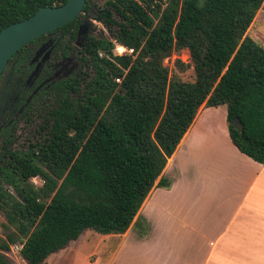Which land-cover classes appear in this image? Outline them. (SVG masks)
<instances>
[{"label":"trees","instance_id":"1","mask_svg":"<svg viewBox=\"0 0 264 264\" xmlns=\"http://www.w3.org/2000/svg\"><path fill=\"white\" fill-rule=\"evenodd\" d=\"M65 1L0 0V31ZM263 1L86 0L83 12L93 10L110 38L88 35L77 47L81 14L48 32L59 33L58 46L29 104L37 134L24 150L11 147L14 137L0 150V212L14 227L0 241V264H15V243L26 264H43L86 229L124 233L202 105H225L232 143L264 165V48L247 34ZM43 37L8 61L1 95L25 89L19 71ZM116 43L132 52L114 54ZM184 48L192 82L163 65ZM69 57L78 68L56 80L52 66Z\"/></svg>","mask_w":264,"mask_h":264},{"label":"crops","instance_id":"2","mask_svg":"<svg viewBox=\"0 0 264 264\" xmlns=\"http://www.w3.org/2000/svg\"><path fill=\"white\" fill-rule=\"evenodd\" d=\"M226 115L225 105L199 108L124 233L86 229L58 251L72 258L48 264H74L79 251L81 264H264V165L234 146ZM139 219L146 232L133 233Z\"/></svg>","mask_w":264,"mask_h":264},{"label":"rangeland","instance_id":"3","mask_svg":"<svg viewBox=\"0 0 264 264\" xmlns=\"http://www.w3.org/2000/svg\"><path fill=\"white\" fill-rule=\"evenodd\" d=\"M95 5L96 6H102L104 0H94ZM90 16V27L88 28V32H87V36L88 35H92V36H104V37H108L109 36V31L107 29V27H105L101 22H99L97 19H95V15H94V11L92 10L89 14ZM256 25V24H255ZM253 26L250 31L248 30L247 33L249 36H251L257 43H259L262 40H259L260 37L258 36L259 34H264L262 32L261 29L264 28V25H261L258 30H256V26ZM256 34H258L256 36ZM84 40V39H83ZM81 40V41H83ZM79 41V44L82 42ZM114 54H123L125 52L129 53V50H127L125 47L121 46L120 44L116 43L114 50H113ZM72 60V64H74L76 61L75 59H71ZM72 64H68L67 68H69L70 66H72ZM191 60H190V55H189V51L184 48L181 49L179 51H174L172 52L168 57H166L163 60V65L166 66L169 70V76L170 77H176L179 78L182 81L185 82H192L194 79V72L191 66ZM66 68V69H67ZM10 69H11V65H9L7 67V69L5 70V73L3 75V78L1 80L0 83V90L5 82V80L9 77L10 75ZM72 73H69L68 75H71ZM203 106V105H202ZM1 119V118H0ZM1 123V121H0ZM37 123H38V119L33 120L32 123H28V124H24L22 121H19L16 123L15 125V132H14V141L12 143V148L13 149H19V150H24L26 149V147L29 145L30 142L34 141V137L33 135L36 134V129H37ZM1 144V142H0ZM168 174V173H167ZM31 182L36 185V186H40L42 184V181L38 178V177H34L31 179ZM160 198V195L156 196V201L158 203V199ZM141 218V216H140ZM140 221V227L141 229L136 232V231H132L133 233H144L146 232V228L143 225V221H141L142 219H139ZM145 230V231H144ZM14 231V227L11 225H8L6 222V219L3 215L2 212H0V241L1 240H5L6 235L11 232ZM158 230H156L155 232H157ZM153 243V242H150ZM86 249L83 250V255L85 253ZM81 251H79L76 255V257L73 259L74 264L76 262V264H81L82 262V258L80 257V253ZM15 256L17 257L16 259L12 258L13 261L15 262V264H26L23 259L20 257V254L17 255L15 254ZM73 256V249L70 248L69 251H61V252H56L52 255H50L48 257V260H46L45 264L50 263L52 260L54 262H64V260H69L70 258H72ZM58 260V261H57ZM67 264H69L67 262Z\"/></svg>","mask_w":264,"mask_h":264},{"label":"flooded vegetation","instance_id":"4","mask_svg":"<svg viewBox=\"0 0 264 264\" xmlns=\"http://www.w3.org/2000/svg\"><path fill=\"white\" fill-rule=\"evenodd\" d=\"M82 15V21L85 19V15ZM58 32L47 33L43 38L39 40V42H35L30 44L29 49L32 50V53L29 57H27L28 64L24 63L21 68H23L20 73L19 79L17 80V84L19 86H25V89H21V92H17L15 95H1L0 94V150L5 146V141L10 137H14V132L16 130L15 125L17 122L22 121L24 124L32 123L31 118L34 116L31 114V110L33 109V105H29L33 102L38 94L39 89L43 86V84H37V79L41 69L50 62V59L53 57L55 53V49L58 46ZM77 37V36H76ZM50 40H53L52 43H49ZM77 40V39H76ZM83 42V41H81ZM77 47H81V43H74ZM43 46V49L39 53L36 59H34L36 52ZM49 53V54H48ZM48 54V58L41 63L37 73L33 75L28 81L29 77L32 75V72L36 68L37 64L42 61L44 56ZM68 60H61L59 62H55L52 66L53 70H55V74H58L57 77H53L57 80L63 77H67L69 73H73L78 68V61L72 64L73 57H69ZM68 64H72L69 68H67ZM67 68V69H66ZM12 69V65H11ZM10 69V71H11ZM17 72V75H19ZM5 73V72H4ZM50 79V78H49ZM47 79V80H49ZM54 79V80H55ZM28 109V110H27ZM29 116V119H28ZM28 119V120H27ZM38 128V126H37ZM37 130V129H36ZM37 134V131H36ZM14 141V139H13ZM13 143V142H12ZM30 144V143H29ZM12 145V144H11Z\"/></svg>","mask_w":264,"mask_h":264},{"label":"water","instance_id":"5","mask_svg":"<svg viewBox=\"0 0 264 264\" xmlns=\"http://www.w3.org/2000/svg\"><path fill=\"white\" fill-rule=\"evenodd\" d=\"M85 2L86 0H66L59 6L41 7L28 18L13 22L4 27L0 31V83L8 67V61L22 46L69 23L78 15L84 14L85 19L79 25L76 37V43L79 44V41L87 36L88 28L91 25L89 14L83 12ZM52 42L53 40L49 41V43ZM42 49L43 46L36 52L34 59L37 58ZM48 54L37 64L28 81L37 73L41 63L49 57ZM67 59L69 60L70 58ZM57 76L58 74L54 75V77ZM230 123L235 128L241 127V122L238 118H233Z\"/></svg>","mask_w":264,"mask_h":264},{"label":"built area","instance_id":"6","mask_svg":"<svg viewBox=\"0 0 264 264\" xmlns=\"http://www.w3.org/2000/svg\"><path fill=\"white\" fill-rule=\"evenodd\" d=\"M131 52H132V50L129 49V53H131ZM116 81H119V79H116ZM21 247H22V245L20 243H15V244L10 245V249H9L7 255L10 258L16 259L17 257L15 256V254H17V255L20 254Z\"/></svg>","mask_w":264,"mask_h":264}]
</instances>
